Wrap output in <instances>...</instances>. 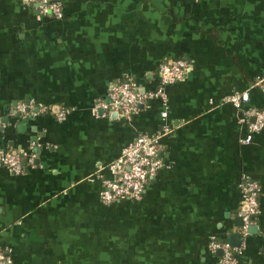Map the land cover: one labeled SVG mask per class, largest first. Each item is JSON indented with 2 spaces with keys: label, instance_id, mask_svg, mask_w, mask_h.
<instances>
[{
  "label": "crops",
  "instance_id": "0c3cea01",
  "mask_svg": "<svg viewBox=\"0 0 264 264\" xmlns=\"http://www.w3.org/2000/svg\"><path fill=\"white\" fill-rule=\"evenodd\" d=\"M58 1L53 19L0 0V151L22 167L0 165L9 264H220L214 241L238 264H264V125L249 133L253 117L239 121L224 98L247 90L246 106H264V81L253 82L264 73V0ZM173 59L190 68L163 101L127 119L94 113L110 83L152 89L158 64ZM18 103L46 109L17 117ZM162 126L164 164L141 199L104 205L98 192L121 147ZM242 177L258 186L245 234Z\"/></svg>",
  "mask_w": 264,
  "mask_h": 264
},
{
  "label": "built area",
  "instance_id": "2783aa9c",
  "mask_svg": "<svg viewBox=\"0 0 264 264\" xmlns=\"http://www.w3.org/2000/svg\"><path fill=\"white\" fill-rule=\"evenodd\" d=\"M32 6L35 12L41 16L59 19L62 17V6L58 0H22ZM189 64L182 59L162 61L157 67V84L152 89H139L129 79L118 80L108 85L104 99H98L93 104L94 113L106 116L114 113L117 117L127 119L137 111L139 105H144L152 98L164 100L163 88L166 85L181 81ZM264 81V73L256 78L255 83ZM225 100L234 108L242 110L239 121L246 122L252 116L253 121L247 123L249 133H256L264 125V106L254 108L246 106L249 100L247 90L232 91L226 95ZM244 108V109H243ZM46 108L33 106L30 103H18L15 111L25 117L26 114L35 116ZM56 116L60 119L64 116L65 109L58 110ZM166 115L165 109L160 112V118ZM0 125L2 122L0 121ZM169 129L161 127V131L155 134H138L121 147L118 157L109 165L111 178L102 182L98 197L104 205L115 201H139L142 197L147 180L151 179L164 164L157 154V141ZM250 136L242 139L248 143ZM0 165L5 166L14 174L22 172L20 158L17 152L0 151ZM241 203L246 208L240 212V233L245 234L252 223V217L257 212L258 186L254 181H247L244 177L240 182ZM211 247L221 250L220 264H238L234 249L226 242H212ZM10 259L7 250L0 247V264H9Z\"/></svg>",
  "mask_w": 264,
  "mask_h": 264
},
{
  "label": "water",
  "instance_id": "95a60500",
  "mask_svg": "<svg viewBox=\"0 0 264 264\" xmlns=\"http://www.w3.org/2000/svg\"><path fill=\"white\" fill-rule=\"evenodd\" d=\"M6 119H2L1 121H5ZM250 229V228H249ZM230 237L231 238H233V240H234V242L232 243V245H236L237 244V238L239 239V235L238 234H234V233H232L231 235H230ZM230 237H229V239H230Z\"/></svg>",
  "mask_w": 264,
  "mask_h": 264
},
{
  "label": "trees",
  "instance_id": "16d2710c",
  "mask_svg": "<svg viewBox=\"0 0 264 264\" xmlns=\"http://www.w3.org/2000/svg\"><path fill=\"white\" fill-rule=\"evenodd\" d=\"M166 61V60H165ZM256 80H254L253 82L255 83ZM13 109L15 110V108L13 107ZM13 115H16V113H13ZM17 117L18 116H21L20 114L16 115ZM28 116V114L25 115V117ZM29 117V116H28ZM1 121V120H0Z\"/></svg>",
  "mask_w": 264,
  "mask_h": 264
}]
</instances>
